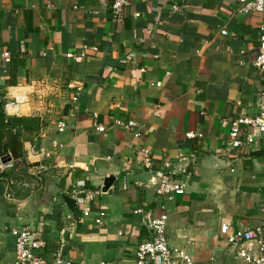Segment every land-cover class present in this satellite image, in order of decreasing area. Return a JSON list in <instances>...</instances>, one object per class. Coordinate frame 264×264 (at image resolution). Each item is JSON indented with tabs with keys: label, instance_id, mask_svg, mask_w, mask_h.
I'll return each mask as SVG.
<instances>
[{
	"label": "crops",
	"instance_id": "1",
	"mask_svg": "<svg viewBox=\"0 0 264 264\" xmlns=\"http://www.w3.org/2000/svg\"><path fill=\"white\" fill-rule=\"evenodd\" d=\"M128 1L118 22L112 0H0V51L11 54L0 69V158L11 166L0 171V264L15 263L11 231L22 228L44 242L47 260L61 249L75 264H133L151 236L144 220L161 206L169 247L193 264H246L226 236L264 223V136L252 153L227 141L230 122L264 104L253 66L260 19L238 14V0ZM84 46L96 51L66 58ZM117 120L138 123L142 137ZM139 148L152 169L141 168ZM164 162L188 171L173 200L156 194Z\"/></svg>",
	"mask_w": 264,
	"mask_h": 264
},
{
	"label": "built area",
	"instance_id": "2",
	"mask_svg": "<svg viewBox=\"0 0 264 264\" xmlns=\"http://www.w3.org/2000/svg\"><path fill=\"white\" fill-rule=\"evenodd\" d=\"M128 6V0H112V17L116 21L121 22L122 14ZM172 10L173 12H179L180 7L173 5ZM237 13L242 16L256 14L260 19L257 36L258 53L253 66L259 73L264 74V0H238ZM221 34L226 35L227 32L223 30ZM87 49L96 51L94 46L91 48L84 46L77 57L72 53H68L66 58L81 60L85 58ZM10 62L11 54L8 51H0V69H4ZM155 86L160 87L161 83L157 82ZM98 116L97 113H92V120L95 122ZM112 126L130 132L135 139L142 137V128L135 121L123 123L117 120L112 123ZM64 127V123H58L59 130ZM94 128L98 133H103L106 130L105 125L102 124H94ZM260 136H264V104L260 105L258 115L250 118L239 117L230 122L227 146L230 150H243L252 153ZM186 137L194 139L201 136L188 133ZM135 155L141 168L152 169L154 162L148 149L139 148L135 151ZM190 157L192 165L195 157ZM10 167V164L0 158V171ZM177 167L170 162H164L158 172L156 194L165 200H173L176 196H182L185 193V184L182 179L188 176V171L177 169ZM75 193L83 194L84 192L77 191ZM92 198V194L85 195V200H91ZM161 210L162 212L158 217H149L144 220V225L150 231L151 236L148 241L139 244L135 248L133 264H193L192 259L184 250L169 247L166 238L168 217L164 206H161ZM88 214L89 212L84 211L82 212V217H87ZM94 222L98 226L101 225V216L95 218ZM33 232L29 228L13 229L11 231L15 241L14 264H75L61 256V249H59L57 256L47 260L43 255L45 244L43 241L35 239ZM222 233L227 234V227L222 228ZM60 235L62 240L61 247L66 246L65 237L67 232L61 230ZM226 243L229 251L246 264H264V223L244 231L235 230L231 234H227ZM99 264L106 263L100 262Z\"/></svg>",
	"mask_w": 264,
	"mask_h": 264
},
{
	"label": "water",
	"instance_id": "3",
	"mask_svg": "<svg viewBox=\"0 0 264 264\" xmlns=\"http://www.w3.org/2000/svg\"><path fill=\"white\" fill-rule=\"evenodd\" d=\"M262 155H264V150L262 151ZM114 179H115L114 177L110 176L104 180V184H103V188H102L103 192H106L108 190V188L112 185ZM63 201L65 202V204H66L68 210L71 212L72 216L76 219L78 209H77V205H76L75 200H73L72 198H70L68 196H64Z\"/></svg>",
	"mask_w": 264,
	"mask_h": 264
},
{
	"label": "trees",
	"instance_id": "4",
	"mask_svg": "<svg viewBox=\"0 0 264 264\" xmlns=\"http://www.w3.org/2000/svg\"><path fill=\"white\" fill-rule=\"evenodd\" d=\"M2 107H3V102L0 100V126L2 125L3 119H5V116L3 115Z\"/></svg>",
	"mask_w": 264,
	"mask_h": 264
}]
</instances>
